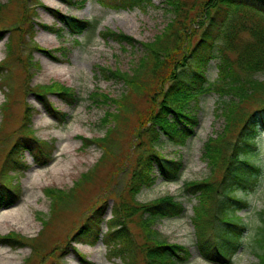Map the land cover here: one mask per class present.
<instances>
[{
	"label": "rangeland",
	"instance_id": "rangeland-1",
	"mask_svg": "<svg viewBox=\"0 0 264 264\" xmlns=\"http://www.w3.org/2000/svg\"><path fill=\"white\" fill-rule=\"evenodd\" d=\"M49 1L53 4L49 5L44 0L22 2L29 7L28 11L34 14L31 18L35 34L24 36V42L19 46V36L27 27L26 23L19 26L22 16L20 2L0 0V3L4 4L0 14V28L8 29L0 40V62L6 63L0 68V166L7 151L26 129L22 124L28 113L31 120L29 127L38 140L37 144L47 151L50 150L43 166L32 163V155L26 150L23 162L28 164L29 168L24 173L18 172L17 176L12 175L14 172L0 175V181L14 193L20 192L15 205L0 209V235H19L0 237L4 240H19L9 243L0 240V264H143L139 248L144 239L138 227L137 215L129 217L126 221L133 242L132 257L116 254V246L113 247L108 239L107 246L104 244V235L107 236V228H110L108 220L112 217L113 205H120L122 199L130 204L125 188L140 148L135 143L132 130L137 124L138 111L145 102L141 100L136 104L137 115L130 116L129 125H123L120 119L115 142L113 145H107L109 152L105 161V150L102 146L94 142L85 144L80 137L93 139L104 136L107 128L101 124V117L105 111L113 112L119 109L113 102H107L105 105L99 98L94 100L92 95L98 92L110 98H119L128 89L123 82L111 76L105 77L98 67L128 71L133 68L142 53L140 44L131 46L116 41L103 34L105 29L121 31L136 41H152L175 14L169 10L170 6L166 0H153L151 5L130 9L108 7L104 1L112 2L110 0H100L103 5L98 0ZM184 1L186 5L194 2ZM59 15L89 21L90 26L81 35H71L67 27L58 22ZM193 15L194 11L190 10L189 16ZM17 25L19 29L12 28ZM205 25L206 22L203 26ZM247 25L248 27L237 30L238 38L235 40L240 44L255 41L254 31L250 29L251 24ZM260 28L264 30V22L260 23ZM200 32L201 29L197 28L192 36L191 46L186 52L185 65L180 68V79L183 83H187L186 80L193 76L196 61L202 56L201 51L193 50ZM33 35V40L39 47L51 51L49 54L34 48L33 42L31 43ZM9 42L14 48L11 53L7 49ZM223 43L219 39L215 42L211 50L213 55L207 60L204 68L209 83L218 78L219 64L222 62L219 47L221 48ZM238 48L225 51V54L234 60ZM29 54L39 67L34 68L31 63H26L29 67L27 72L28 67L25 68L17 56L26 62ZM5 56L7 58H4ZM51 63L65 67L67 72L57 73L51 70L48 67ZM223 72L225 71L219 73L220 78L227 81L232 79ZM241 73L244 79L252 76L254 79L264 80V71ZM29 74H33L30 79ZM59 81L73 90L74 100L54 92L33 91L39 90L35 88L37 84L52 85ZM38 94L44 95L43 102L38 98ZM219 100L220 95L214 90L198 97L197 107L194 108L199 120L198 126L184 146L173 145L163 136L160 144L156 146L165 157L182 162L178 178L174 181L164 180L155 166V181L151 186L142 187L135 196V201L140 204L149 203L165 195H172L183 204L181 215L158 219L154 225L168 242L187 247L189 257L181 264H216L203 259L198 252L192 222L193 207L197 199L183 189V184L204 179L211 174L210 166L202 156V148L211 134L214 135V132L223 128L224 119L216 117ZM134 101L138 102L136 98ZM49 104L62 115L56 113L53 116L45 110ZM189 105L193 108V102ZM244 107L250 111L256 106L249 102ZM66 141H70L72 145L65 147ZM256 148V168L251 169L252 175L236 192L239 199L246 201L245 208L236 210L246 224V229L242 245L233 256L231 264H258L254 251L258 227L264 219V127L259 131ZM34 151L39 153L37 148ZM42 155L46 157L47 153ZM59 165H64L61 172L54 169ZM91 169L94 170L89 179L78 181L82 174ZM50 187L53 189L51 192L45 191ZM100 207L105 210L97 234L94 233L95 227L89 235L79 234V227ZM39 213L43 214L42 220H46L44 227L38 219ZM94 235H97V239Z\"/></svg>",
	"mask_w": 264,
	"mask_h": 264
},
{
	"label": "trees",
	"instance_id": "trees-1",
	"mask_svg": "<svg viewBox=\"0 0 264 264\" xmlns=\"http://www.w3.org/2000/svg\"><path fill=\"white\" fill-rule=\"evenodd\" d=\"M34 1L37 2V0ZM110 1L112 2L106 1L105 4L116 9H130L153 4V0ZM19 2L22 15L19 26L24 23L27 26L24 29L25 32L19 36V46H21L24 36L29 33L35 34V31L31 18L34 14L30 13L29 7L22 3H27L28 0H19ZM166 3L175 16L166 23L162 32L154 36L152 41H136L132 36L121 31L105 29L104 33L101 32L131 46L140 44L142 53L133 64V68L128 71L98 67L105 77L111 76L123 82L128 89L119 98H110L98 92L92 95L94 100L99 98L105 105L107 102L117 104L119 109L113 112L105 111L101 117V124L105 129L107 128L104 136L93 139L80 138L85 144L94 142L102 146L105 150V154L103 153V161H105L108 158V146L115 142L120 119L123 125H129L130 116L137 115L136 104L141 100L145 102L142 109L138 111L137 124L132 130L136 141L134 142L140 148L139 155L132 164L125 188L130 204L128 205V202L122 199L120 205H113V220L111 218L109 221L110 228L106 238L113 247L116 246L114 249L116 254L121 257H132L134 248L126 221L129 217L137 215L138 227L144 239L139 248L143 264H181L189 257L187 247L168 242L154 228V225L158 219L181 215L184 210L183 204L175 200L172 195H165L145 204L136 202L135 196L142 187L153 184L156 178L155 166L164 180L174 181L178 178L182 162L165 157L156 146L160 144L162 136L173 145L184 146L187 139L194 135L198 126L199 120L194 110L197 107L198 97L207 91H216L220 95L216 117H222L224 125L219 132L216 131L214 135L211 134L207 138L202 148V156L210 166L211 174L204 179L184 182L183 189L197 199L193 207L192 222L199 254L214 263L230 264L242 245L246 229V224L236 213V210L247 206L246 201L239 199L236 192L239 186L252 175L251 169L256 168L254 158L257 138L259 131L264 127V80H257L252 76L244 79L241 73L264 71V30L260 28V23L264 22V0H194L191 5H186L184 0H166ZM3 6L4 4L0 3V14ZM190 10L194 11L193 16H189ZM58 19V22L67 27L71 35H81L90 26L89 21L74 17L59 15ZM205 22L206 25L203 26ZM248 23L251 24L250 29L254 31L255 41L240 44L238 40H235L238 38L237 30L248 27ZM19 26L12 28L19 29ZM197 28H200L201 32L193 50L201 51L202 56L198 62L196 61L193 76L190 80H186L187 83H183L180 79V68L185 65L186 52L191 46V38ZM7 30L0 28V40L3 39ZM34 36L32 41L30 40L34 48L49 54L51 51L39 47L33 40ZM218 39L224 42L223 46L219 47L222 52L219 73L225 71L223 73L230 75L232 79L227 81L225 78H220L218 73L217 80L209 83L205 77L204 68L207 60L213 55L211 50ZM75 41L78 42L77 39ZM237 48V56L231 60L225 51H234ZM7 49L9 53L13 52L14 48L10 42ZM17 59L25 68L30 63L34 68L39 67L32 61L30 54L26 62L21 57L17 56ZM5 64L1 61L0 68ZM32 76L33 74H29V79ZM35 88L39 89H33L35 93L43 90L74 100L73 90L60 82L52 85L37 84ZM43 96L38 94L41 102H43ZM134 98L138 102H135ZM191 102H193V108L189 105ZM249 102L256 106L250 111L244 107ZM45 108L53 116L56 113L62 115L50 104ZM122 115H124L123 118H121ZM23 120L22 125L26 129L7 151L3 164L0 166V175L10 174L12 171H24L27 168L23 162L26 150L30 152L36 163L47 162L46 158L50 150L47 151L37 144L38 141L29 127L30 113ZM35 148L39 153L34 151ZM45 152L46 157L42 155ZM93 170L82 174L78 181L89 179ZM52 190L49 188L46 191ZM17 198L18 192L14 193L9 186L0 181V207L14 203ZM118 208L119 211H117ZM104 210L100 207L92 212L79 227L78 233L83 236L89 235L95 227L94 233L97 234ZM41 215L39 214L38 218L44 227L46 220H42ZM261 223L255 238L256 250L254 251L258 257V264H264V219ZM12 234L19 237L15 233L9 235ZM94 238L97 239V235H94Z\"/></svg>",
	"mask_w": 264,
	"mask_h": 264
},
{
	"label": "bare ground",
	"instance_id": "bare-ground-1",
	"mask_svg": "<svg viewBox=\"0 0 264 264\" xmlns=\"http://www.w3.org/2000/svg\"><path fill=\"white\" fill-rule=\"evenodd\" d=\"M47 4H53V2L52 1H49V0H44ZM126 31V30H125ZM43 43V42H42ZM1 44V43H0ZM49 66V68L51 69V70H55L57 73L59 72H67V70H66V68L65 67H59L57 64H53V63H51V64H48ZM72 145V143L70 142V141H66L65 142V144H64V146L65 147H69V146H71ZM63 168H64V165H59V166H56L54 169L57 171V172H61L62 170H63ZM26 207H29V206H26ZM25 216H27V213H25Z\"/></svg>",
	"mask_w": 264,
	"mask_h": 264
}]
</instances>
